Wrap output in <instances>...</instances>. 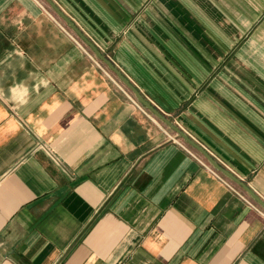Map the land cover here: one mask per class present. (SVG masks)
I'll list each match as a JSON object with an SVG mask.
<instances>
[{"label":"crops","instance_id":"0c3cea01","mask_svg":"<svg viewBox=\"0 0 264 264\" xmlns=\"http://www.w3.org/2000/svg\"><path fill=\"white\" fill-rule=\"evenodd\" d=\"M54 1L264 200V0ZM47 7L0 0V264H264V208Z\"/></svg>","mask_w":264,"mask_h":264},{"label":"water","instance_id":"95a60500","mask_svg":"<svg viewBox=\"0 0 264 264\" xmlns=\"http://www.w3.org/2000/svg\"><path fill=\"white\" fill-rule=\"evenodd\" d=\"M55 13L61 17L66 24L75 32V34L91 48L93 53L104 62L108 68L116 74V76L134 93L137 100L142 106L150 111L155 117L164 122L172 130H174L182 139H184L189 145L197 149L215 168L216 171L224 174L228 179L238 184L250 197L264 208V200L246 183L243 179L229 170L226 166L221 164L204 146L193 139L187 132L174 123L166 114L159 110L154 104H152L140 90L129 80V78L114 64V62L102 52V50L78 27V25L56 4L54 0H45Z\"/></svg>","mask_w":264,"mask_h":264},{"label":"rangeland","instance_id":"374dc122","mask_svg":"<svg viewBox=\"0 0 264 264\" xmlns=\"http://www.w3.org/2000/svg\"><path fill=\"white\" fill-rule=\"evenodd\" d=\"M43 2L45 3V6L47 7V8H50L49 10H51L52 11V13L53 14H55L56 16H58L56 13H55V11L51 8V6L45 1V0H43ZM59 17V16H58ZM60 20H62V22H64V23H66L61 17H60ZM67 25V24H66ZM68 26V25H67ZM69 27V26H68ZM70 28V27H69ZM72 29L70 28V31H71ZM72 32H74L73 30H72ZM72 34V33H71ZM74 34H75V32H74ZM73 35V34H72ZM74 36V35H73ZM77 36V35H76ZM77 38L84 44H81L84 48H86V50H87V48H88V50H90V51H92L91 50V48L89 47V46H87L78 36H77ZM92 53H93V51H92ZM181 138V137H180ZM183 141V140H182ZM186 142V141H185ZM187 143V142H186ZM188 144V143H187ZM189 145V144H188ZM256 204V203H255Z\"/></svg>","mask_w":264,"mask_h":264},{"label":"built area","instance_id":"2783aa9c","mask_svg":"<svg viewBox=\"0 0 264 264\" xmlns=\"http://www.w3.org/2000/svg\"><path fill=\"white\" fill-rule=\"evenodd\" d=\"M211 170H212L214 173H216V174L219 175V172L216 171L215 169L211 168ZM241 195H242V194H241ZM242 196H243V195H242ZM247 201H248V203L251 204L252 206L257 207V205L255 204L254 201H252V200H247Z\"/></svg>","mask_w":264,"mask_h":264},{"label":"clouds","instance_id":"9594fccd","mask_svg":"<svg viewBox=\"0 0 264 264\" xmlns=\"http://www.w3.org/2000/svg\"><path fill=\"white\" fill-rule=\"evenodd\" d=\"M9 90H10V92H13V93H14V91H15L14 88H10ZM2 94H3V89H0V95H2ZM22 102H23V101H22Z\"/></svg>","mask_w":264,"mask_h":264}]
</instances>
